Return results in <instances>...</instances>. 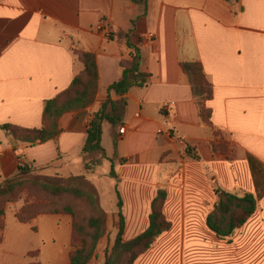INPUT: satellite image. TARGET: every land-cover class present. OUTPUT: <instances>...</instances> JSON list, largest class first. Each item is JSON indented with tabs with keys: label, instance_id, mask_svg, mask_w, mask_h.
<instances>
[{
	"label": "crops",
	"instance_id": "crops-1",
	"mask_svg": "<svg viewBox=\"0 0 264 264\" xmlns=\"http://www.w3.org/2000/svg\"><path fill=\"white\" fill-rule=\"evenodd\" d=\"M132 21L131 42L150 83L125 96L124 124L115 132L105 124L102 145L106 165L118 159L114 188L124 202L125 241L148 229L151 203L164 184L172 225L135 264H264V0H147V6L132 0H0V127H42L45 102L83 71L73 49L94 54L99 71L95 103L65 114L56 140L14 146L0 130V186L20 163L68 177L87 171L82 150L88 125L121 77L120 63L134 53L109 35L128 33ZM187 62H200L213 87L212 122L228 136L227 154L210 147L180 66ZM216 189L257 203L228 239L207 225ZM16 214L7 209L2 218L0 264L33 263L28 254L35 251L41 264H71V216L21 223Z\"/></svg>",
	"mask_w": 264,
	"mask_h": 264
},
{
	"label": "trees",
	"instance_id": "trees-1",
	"mask_svg": "<svg viewBox=\"0 0 264 264\" xmlns=\"http://www.w3.org/2000/svg\"><path fill=\"white\" fill-rule=\"evenodd\" d=\"M133 3L147 6V0H132ZM136 21H132V29L128 33L110 34L109 38L119 39L133 50V59L120 63L121 77L107 89L108 97L101 104L100 109L94 114L87 128L86 142L82 153L87 170H94L109 160L102 145L103 128L110 124L114 132L123 126L128 102L125 96L133 88H146L150 83V75L140 70V52L131 42L135 32ZM76 60L83 65V71L73 80L71 86L57 97L45 102L42 127L40 129H25L13 125H4L0 130L5 131L11 138L14 146H37L54 141L60 135V119L68 113L79 112L89 108L96 101L99 90V71L97 59L94 54L72 50ZM183 72L189 79L192 96L198 108L200 123L208 130L211 139L210 147L215 154H226L229 150L228 136L215 128L212 122V111L209 102L213 98V87L208 82L203 66L200 62L181 63ZM112 94L121 98L113 100ZM118 138L114 136V148L117 150ZM192 148H187V153L192 156ZM100 155L97 161L90 160L92 156ZM117 157V152L115 153ZM194 157V156H192ZM198 157H196L197 159ZM112 169L110 177L118 179L111 160ZM31 164H22L14 176L7 179L0 186V201L12 203L20 199L28 185L39 189L49 199H59L63 196H72L76 200L86 202L92 210L91 216L80 218L76 210L67 206L61 210H47L37 207L26 211L17 212L16 217L21 223H29L42 215H69L73 218V237L71 243V264H90L94 259L99 242L107 233V216L102 210L96 189L83 176L68 178H52L44 176L32 180L29 176L35 171ZM216 204L213 213L208 217V227L220 239L231 238L255 213L257 203L250 195L239 198L224 190L216 189ZM167 192L159 190L151 205L149 227L140 236L125 241L126 219L123 214L124 202L118 192V234L114 247L107 252L104 264H135L136 260L144 255L156 243L158 238L169 232L172 225L165 216V203ZM5 210L0 209V228H4L2 218ZM226 226V227H224ZM39 251L28 254L30 259H38ZM30 264H41L36 261Z\"/></svg>",
	"mask_w": 264,
	"mask_h": 264
},
{
	"label": "rangeland",
	"instance_id": "rangeland-1",
	"mask_svg": "<svg viewBox=\"0 0 264 264\" xmlns=\"http://www.w3.org/2000/svg\"><path fill=\"white\" fill-rule=\"evenodd\" d=\"M110 34V33H109ZM107 139H110V133L105 132ZM229 151V150H228ZM227 154V153H226ZM166 155L164 154V157ZM100 159V155H95L90 158V160L97 161ZM115 162L118 161L117 158L114 159ZM163 161V158H162ZM107 161H103L102 165L96 167L94 170H87L78 176H83L85 180H87L97 191L99 197V203L102 210L106 213L107 216V233L105 237L99 242L97 251L94 259L90 264H104L106 259L107 252H110L114 247L115 240L118 234V200L115 191V184L119 181L118 179H114L110 177V172L112 166L106 165ZM119 163H124L122 160H119ZM53 167V166H52ZM116 171V164H115ZM56 171V170H55ZM54 170L49 169L47 171L37 170L33 171L30 174V178L35 180L36 178H41L44 176L52 177V178H68V176L57 174ZM56 173V174H55ZM160 190H165L167 192L166 185H162ZM152 205V203H151ZM71 206L76 210L77 215L80 218H87L91 216L92 210L89 205L80 200H76L72 196H63L59 199L53 200L47 198L39 189L31 187L28 185L27 190H25L20 197V199L16 202L7 203L0 201V209L3 208L5 212L7 209L12 210L16 209L17 212L25 209L26 211L33 210L37 207H45L47 210H61L64 207ZM123 214L125 216V210L123 208ZM150 214H151V206H150ZM149 214V218H150ZM126 219V217H125ZM149 227V220H148ZM35 238H38L36 234H32ZM44 235V231H42L41 236ZM125 240V239H124ZM33 262H36L38 259H33Z\"/></svg>",
	"mask_w": 264,
	"mask_h": 264
},
{
	"label": "built area",
	"instance_id": "built-area-1",
	"mask_svg": "<svg viewBox=\"0 0 264 264\" xmlns=\"http://www.w3.org/2000/svg\"><path fill=\"white\" fill-rule=\"evenodd\" d=\"M163 109H167V106H163ZM124 132H125V128H122V129L120 130V133H121V134H124Z\"/></svg>",
	"mask_w": 264,
	"mask_h": 264
}]
</instances>
